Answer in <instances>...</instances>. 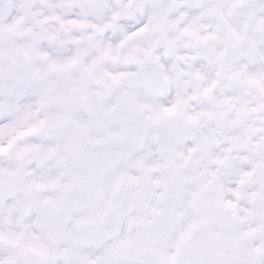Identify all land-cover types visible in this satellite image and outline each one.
I'll use <instances>...</instances> for the list:
<instances>
[{"label":"clouds","instance_id":"1","mask_svg":"<svg viewBox=\"0 0 264 264\" xmlns=\"http://www.w3.org/2000/svg\"><path fill=\"white\" fill-rule=\"evenodd\" d=\"M0 264H264V0H0Z\"/></svg>","mask_w":264,"mask_h":264}]
</instances>
